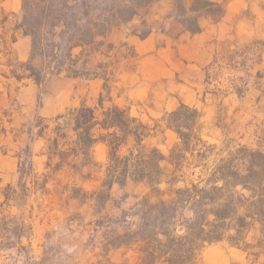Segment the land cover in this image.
<instances>
[{"label":"rangeland","instance_id":"rangeland-1","mask_svg":"<svg viewBox=\"0 0 264 264\" xmlns=\"http://www.w3.org/2000/svg\"><path fill=\"white\" fill-rule=\"evenodd\" d=\"M40 1L23 0L22 18L12 20L10 27L22 25L32 4ZM2 18L0 12V21ZM195 24L200 31L191 33L189 28L194 29ZM151 36H160L164 58L185 56L193 61L184 59L186 67L175 78L154 82L144 109L138 108L148 113L136 117L139 121L152 127L158 122L159 126L155 137L144 142L146 150L157 148L170 155L180 139L161 120L185 104L200 112L196 131L201 142L194 154L207 153L210 166L240 146L264 152V0H155L129 22L99 37L84 53L76 49L74 54L79 56L74 62L65 60L62 65L76 68L90 79L96 75L103 79L107 100L111 91L116 95L123 71L135 70L137 62L157 53L140 54L130 39L145 41ZM3 47L0 38V51ZM0 62H7L2 54ZM33 64L43 74L54 72L46 81L66 75L56 74L59 63L44 59L40 52ZM14 65L15 74L23 76L21 63ZM8 72L0 67V73ZM0 88L5 90L0 93L7 92L4 86ZM15 88L7 92L8 103L0 95V158L10 154L17 161L11 179L0 175V212L7 217L0 224L5 237L0 242V264H139L141 247L134 243V236L142 221L136 214L145 215L149 210L145 201L157 202L159 191L132 180L109 189L105 162L90 159L88 137L76 128L71 116L58 123L35 116L14 124V116L22 110L14 99ZM110 106L107 101L106 108ZM136 142L131 139L128 148ZM128 148H122L120 155ZM37 156H43L40 168L35 164ZM165 166V162L161 164ZM183 172L197 178L203 168L186 165ZM160 189L167 191V185ZM183 215L191 217L189 211ZM259 235L251 231L240 246L227 241L206 245L197 264H264L259 249L244 248L245 244L255 245ZM214 248L223 251L224 262L210 260Z\"/></svg>","mask_w":264,"mask_h":264},{"label":"trees","instance_id":"trees-1","mask_svg":"<svg viewBox=\"0 0 264 264\" xmlns=\"http://www.w3.org/2000/svg\"><path fill=\"white\" fill-rule=\"evenodd\" d=\"M153 1L41 0L33 3L29 17L25 16L23 24L16 29L32 39L31 60L21 64L27 78L43 85L46 77L54 74L45 71L43 74L34 66L33 60L40 52L44 59L59 63L56 74L64 72L73 78L90 79L76 68H66L62 64L65 60L74 62L79 56L74 54L76 49L80 48L81 54L84 53L97 43L99 37L132 20L139 9ZM208 5L222 9L218 4ZM195 25L194 29L189 28L191 33L200 31L199 25ZM99 106H104L103 97ZM68 116L73 118L77 129L85 131L90 146L100 140L109 145L105 179L109 189L132 180L160 193L157 202L145 201V207L149 208L145 215L136 214L142 221L134 236V243L141 247L139 264H197L206 245L227 241L240 246L247 234L254 230L260 233L257 243L245 244L244 248L259 249L258 256L264 253L262 150L240 146L210 166L207 153L194 154L197 143L201 142L196 131L200 112L185 104L162 119L180 139L168 157L156 148L146 150L143 142L149 128L132 118L127 109L112 106L103 113L101 121L96 109L88 107L69 112ZM64 117H58L57 121ZM97 125L104 129L115 128L118 132L95 139L91 132ZM129 136L135 137L136 145L127 154L120 155ZM164 162L170 168H162ZM186 165L193 169L202 167L203 172L197 178L194 173L186 175L183 172ZM181 183L183 187L177 188ZM163 184L167 185V191L160 189ZM186 211L190 212V218H184ZM179 218L182 219L181 224ZM6 219L0 212V224ZM4 226L1 228L7 232L8 227ZM4 241V234L0 233V242Z\"/></svg>","mask_w":264,"mask_h":264},{"label":"crops","instance_id":"crops-1","mask_svg":"<svg viewBox=\"0 0 264 264\" xmlns=\"http://www.w3.org/2000/svg\"><path fill=\"white\" fill-rule=\"evenodd\" d=\"M0 12L3 17L0 21V38L4 46L2 51H0V55L2 54L7 60L6 63L0 62V67H6L9 70V75L0 73V76L4 78V80H0V85L4 86L7 92L12 87H16L14 90V99L22 109L20 113L14 116V124H23V122L35 116L58 123L70 118L68 116L69 112H75L82 107L96 109V114L100 121L104 117L103 113L112 106L127 109L132 118H142L144 114L147 115L148 113L141 112L138 108H143L145 101L150 96V89L152 90L154 82L162 78H175L177 73L184 71L186 67L184 59L193 61L192 58H186L185 56L179 58L173 55V58H164L162 56L164 50L159 47L161 41L160 36H151V38L145 41L130 39L131 43L135 45L136 51L140 54L153 51L157 53L146 56L145 59L137 62L135 70L127 69L121 73V80L119 81L115 96H113L114 93L111 91L110 97L107 100L104 98L105 82L99 76L90 80H81L79 78L67 77L66 75H56L50 77L45 84L38 85L32 79L27 78L26 73L20 76L23 77L22 79H17L18 76L15 74L17 70H15L14 64L27 62L31 57L32 48L30 37L10 27L12 20L16 22L22 18L23 0H0ZM10 33L13 34L10 36ZM9 37L10 39H8ZM14 38L16 39L14 40ZM0 89L5 91L3 88ZM7 92L0 93L3 96L2 100L6 103L9 100V93ZM101 97L104 99L103 108L99 106ZM107 101L111 103V106L108 108H106ZM153 112L155 114L160 113L157 110ZM61 116L66 117L61 119V121H57V118ZM71 120L75 122L72 117ZM137 120L139 121V119ZM157 123L154 127L143 123L149 128L144 142L155 137L157 128L159 127ZM113 132H118V130L115 128L104 129L100 125H97L93 129L92 135L95 139H98ZM134 138V136H129L127 144L122 148H128L130 140ZM40 147L37 149H40ZM133 148H128L127 152ZM90 149V159L95 162H105L106 168L109 160V145L100 140L93 143ZM35 158H37L35 162L37 167H42L44 163L43 156H37ZM0 161V175L11 179L16 170V158L10 154H3ZM209 258L213 262H224L226 260L220 248H214Z\"/></svg>","mask_w":264,"mask_h":264}]
</instances>
